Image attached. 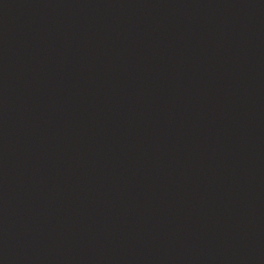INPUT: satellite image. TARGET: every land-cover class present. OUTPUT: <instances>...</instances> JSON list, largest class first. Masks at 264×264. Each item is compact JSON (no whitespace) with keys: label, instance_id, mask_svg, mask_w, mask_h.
<instances>
[{"label":"water","instance_id":"1","mask_svg":"<svg viewBox=\"0 0 264 264\" xmlns=\"http://www.w3.org/2000/svg\"><path fill=\"white\" fill-rule=\"evenodd\" d=\"M0 264H264V0H0Z\"/></svg>","mask_w":264,"mask_h":264}]
</instances>
